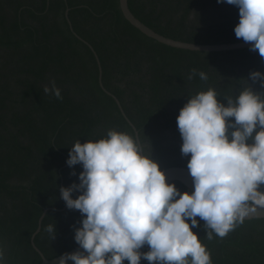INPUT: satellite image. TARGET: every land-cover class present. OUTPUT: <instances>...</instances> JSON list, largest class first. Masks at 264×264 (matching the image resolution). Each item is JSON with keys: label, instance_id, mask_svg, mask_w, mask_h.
Here are the masks:
<instances>
[{"label": "trees", "instance_id": "obj_1", "mask_svg": "<svg viewBox=\"0 0 264 264\" xmlns=\"http://www.w3.org/2000/svg\"><path fill=\"white\" fill-rule=\"evenodd\" d=\"M128 7L172 39L243 41L234 32L238 6L226 2L128 0ZM192 69L197 71L190 79ZM253 70L264 72L258 50L197 51L160 43L124 18L119 0H0V245L5 264L42 260L31 236L45 209L34 237L41 254L52 258L78 245L74 229L81 213L66 207L60 195V186L79 182L82 166L66 163L76 140L98 139L110 128L135 136V128L162 170L187 167L176 121L179 109L208 87L224 103L247 84L264 92L251 79ZM53 79L61 98L44 92ZM50 223L54 238L47 231ZM204 224L200 219L193 231L210 250L213 264H264V218L244 219L212 239ZM141 264L149 262L142 259Z\"/></svg>", "mask_w": 264, "mask_h": 264}, {"label": "clouds", "instance_id": "obj_2", "mask_svg": "<svg viewBox=\"0 0 264 264\" xmlns=\"http://www.w3.org/2000/svg\"><path fill=\"white\" fill-rule=\"evenodd\" d=\"M238 6L237 38L264 57V0H217ZM191 70L189 78L196 73ZM252 80L264 86V72ZM201 79L207 74L199 72ZM44 92L61 98L55 80ZM214 87L190 95L179 109L181 152L189 156L191 191L166 181L150 149L130 132L110 128L98 139L76 140L66 163L82 166L79 182L60 186L69 209L81 213L74 240L58 264H213L210 250L193 231L202 219L206 236L220 237L264 209V92L247 84L219 99ZM75 174V169H73ZM73 192L78 195L73 197ZM199 217V219H198ZM47 231L56 233L55 224ZM147 245V250H143ZM0 264H5L0 245Z\"/></svg>", "mask_w": 264, "mask_h": 264}, {"label": "water", "instance_id": "obj_3", "mask_svg": "<svg viewBox=\"0 0 264 264\" xmlns=\"http://www.w3.org/2000/svg\"><path fill=\"white\" fill-rule=\"evenodd\" d=\"M119 7L122 12V15L124 18L132 24L134 27H136L138 30H140L143 34L146 36L169 46L177 47V48H183V49H189V50H197V51H223V50H232V49H238V48H247L250 47L251 42H245V41H238V42H231V43H219V44H199V43H191L186 41H180L176 39H172L166 36L161 35L160 33H157L153 29H151L149 26L144 24L141 20H139L129 9L128 7V0H119ZM101 71V69H100ZM100 85L102 86V83L100 81ZM103 87V86H102ZM117 103L119 104L118 100L116 99ZM135 136L138 137L137 131L135 130ZM166 175V181L168 182H174L178 181L181 184H183L186 188H188L190 191L193 188V178L190 175V172L187 167L184 166H170L165 169ZM45 209L37 221V227L35 231L33 232L31 236V244L34 247V249L42 256V260L36 264H58L59 255L54 256L52 258H46L44 257L41 252L37 249V247L34 244V237L38 233V231L41 228V222L42 219L46 213ZM252 218H264V209H259L258 211L254 212L250 216L246 217L245 219H252ZM80 246L76 245L75 247L65 251V252H73L79 249ZM63 252V253H65ZM62 254V253H61ZM68 264H74L73 261L69 260Z\"/></svg>", "mask_w": 264, "mask_h": 264}]
</instances>
